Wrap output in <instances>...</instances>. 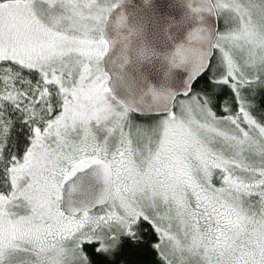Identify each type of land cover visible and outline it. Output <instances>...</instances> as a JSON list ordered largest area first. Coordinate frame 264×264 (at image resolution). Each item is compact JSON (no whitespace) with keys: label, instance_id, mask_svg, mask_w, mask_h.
<instances>
[{"label":"snow or ice","instance_id":"1","mask_svg":"<svg viewBox=\"0 0 264 264\" xmlns=\"http://www.w3.org/2000/svg\"><path fill=\"white\" fill-rule=\"evenodd\" d=\"M0 264H264V0H0Z\"/></svg>","mask_w":264,"mask_h":264}]
</instances>
